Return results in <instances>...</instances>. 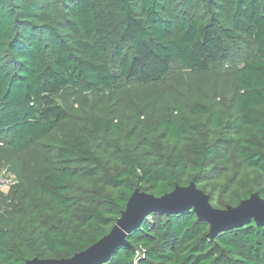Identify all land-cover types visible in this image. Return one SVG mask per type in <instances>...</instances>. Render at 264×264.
I'll return each mask as SVG.
<instances>
[{
    "label": "trees",
    "instance_id": "16d2710c",
    "mask_svg": "<svg viewBox=\"0 0 264 264\" xmlns=\"http://www.w3.org/2000/svg\"><path fill=\"white\" fill-rule=\"evenodd\" d=\"M145 99L164 109L130 117ZM0 140L46 148L0 264L86 249L135 190L264 198V0H0ZM209 227L151 212L103 264H264V225Z\"/></svg>",
    "mask_w": 264,
    "mask_h": 264
},
{
    "label": "water",
    "instance_id": "95a60500",
    "mask_svg": "<svg viewBox=\"0 0 264 264\" xmlns=\"http://www.w3.org/2000/svg\"><path fill=\"white\" fill-rule=\"evenodd\" d=\"M242 206H246L248 210H241ZM188 210H193L198 219L209 223L211 238L220 231L241 226L252 219L256 224L264 225V198L257 192L235 206L229 205L221 209L213 207L208 194L194 182L187 186L178 185L161 196L135 190L110 231L86 249L67 258L34 257L23 264H103L119 246L127 244V234L140 226L151 212L177 214Z\"/></svg>",
    "mask_w": 264,
    "mask_h": 264
},
{
    "label": "rangeland",
    "instance_id": "374dc122",
    "mask_svg": "<svg viewBox=\"0 0 264 264\" xmlns=\"http://www.w3.org/2000/svg\"><path fill=\"white\" fill-rule=\"evenodd\" d=\"M174 85L176 84L167 83V89L174 91ZM159 108L163 110V104ZM159 108H156L151 99L139 103L130 100V117L139 115L143 118L145 111L149 116H157ZM44 150V146H37L24 153H14L0 140V187L8 185L6 191L0 190V221L16 211L15 205L20 194L31 197L37 192Z\"/></svg>",
    "mask_w": 264,
    "mask_h": 264
},
{
    "label": "clouds",
    "instance_id": "9594fccd",
    "mask_svg": "<svg viewBox=\"0 0 264 264\" xmlns=\"http://www.w3.org/2000/svg\"><path fill=\"white\" fill-rule=\"evenodd\" d=\"M7 187H8V185L6 184V185L0 187V190H2V191H6V190H7Z\"/></svg>",
    "mask_w": 264,
    "mask_h": 264
},
{
    "label": "snow or ice",
    "instance_id": "6c2138e0",
    "mask_svg": "<svg viewBox=\"0 0 264 264\" xmlns=\"http://www.w3.org/2000/svg\"><path fill=\"white\" fill-rule=\"evenodd\" d=\"M241 210H248L246 206H242V209Z\"/></svg>",
    "mask_w": 264,
    "mask_h": 264
}]
</instances>
